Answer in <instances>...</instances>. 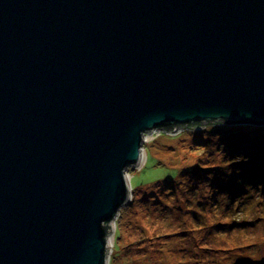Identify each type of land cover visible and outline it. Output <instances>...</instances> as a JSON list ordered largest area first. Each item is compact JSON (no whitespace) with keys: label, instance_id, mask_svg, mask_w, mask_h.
Masks as SVG:
<instances>
[{"label":"water","instance_id":"1","mask_svg":"<svg viewBox=\"0 0 264 264\" xmlns=\"http://www.w3.org/2000/svg\"><path fill=\"white\" fill-rule=\"evenodd\" d=\"M215 123L264 126V0H0V264H108L146 138Z\"/></svg>","mask_w":264,"mask_h":264},{"label":"rangeland","instance_id":"2","mask_svg":"<svg viewBox=\"0 0 264 264\" xmlns=\"http://www.w3.org/2000/svg\"><path fill=\"white\" fill-rule=\"evenodd\" d=\"M203 129L144 143L141 168L128 170L131 198L115 221L109 264H264L262 187L229 174V164L223 172L217 166V172L196 173L218 164L216 155L210 164L198 161L203 149L224 147L213 138L202 145L210 135L208 128L198 133ZM249 164L239 174L255 175ZM219 174L233 177L229 186H222Z\"/></svg>","mask_w":264,"mask_h":264},{"label":"trees","instance_id":"3","mask_svg":"<svg viewBox=\"0 0 264 264\" xmlns=\"http://www.w3.org/2000/svg\"><path fill=\"white\" fill-rule=\"evenodd\" d=\"M204 126V129L202 131H199L198 133H204L207 128L209 131L208 134H202L207 136V138L202 142L204 146H208L211 144L212 141H210L211 138H213L214 142H217L218 145L222 144L226 151L221 150L219 147L215 146V150L211 148V150H206L203 149V157L198 156V161L201 159V163L203 164L206 162V164H210L209 162L212 161V157L214 155L218 156V164L214 167L205 168H199V171L196 172L195 170H190L188 172L190 173H201V172H217V171H212L213 168L218 170L219 168L222 169L221 172H223V168L227 166L228 164L231 166L229 170V174L234 173L237 178H240V180H243L246 182V180L249 182L251 180H257L260 185L259 187H262L261 191V196H259L260 199L264 200V126H254L251 127V130H247L248 128L244 126V130H239L237 127H230L228 125L226 126H221L219 123L215 124H206V125H196L193 127H188L187 129H181L180 130H166V131H159L158 136H156L154 139H158L160 137H166V138H174L180 135L181 133H184L185 135H190L191 133L190 130H196L198 128H201ZM213 127V128H210ZM247 128V129H245ZM188 132V133H187ZM195 133V132H193ZM214 137H213V135ZM153 139V140H154ZM213 142V143H214ZM201 145V146H202ZM206 154V155H205ZM244 161V162H243ZM250 163L249 165L251 166L250 170L255 175H248L242 173L239 174L240 167L243 163ZM200 163V162H199ZM227 163V164H226ZM219 168H218V167ZM140 167L136 169H140ZM236 170L238 172H236ZM130 171V169H129ZM241 172V171H240ZM197 175V174H196ZM198 176V175H197ZM221 176L219 178V181L222 182L223 187L229 186V183L232 182V178L230 176L226 175H218ZM243 178V179H242ZM231 185V184H230ZM232 188V185L230 186Z\"/></svg>","mask_w":264,"mask_h":264},{"label":"bare ground","instance_id":"4","mask_svg":"<svg viewBox=\"0 0 264 264\" xmlns=\"http://www.w3.org/2000/svg\"><path fill=\"white\" fill-rule=\"evenodd\" d=\"M143 161H144V154L142 155V158H141V163H140V165H142L143 164ZM128 180H130V178H131V174L128 172Z\"/></svg>","mask_w":264,"mask_h":264},{"label":"built area","instance_id":"5","mask_svg":"<svg viewBox=\"0 0 264 264\" xmlns=\"http://www.w3.org/2000/svg\"><path fill=\"white\" fill-rule=\"evenodd\" d=\"M159 134V133H158ZM155 136H157V135H155ZM154 139L155 137H154V135L150 138V139H148V138H146V142H148L149 140H151V139Z\"/></svg>","mask_w":264,"mask_h":264},{"label":"clouds","instance_id":"6","mask_svg":"<svg viewBox=\"0 0 264 264\" xmlns=\"http://www.w3.org/2000/svg\"><path fill=\"white\" fill-rule=\"evenodd\" d=\"M113 233H114V231H113ZM109 259V258H108ZM108 264H109V261H108Z\"/></svg>","mask_w":264,"mask_h":264}]
</instances>
